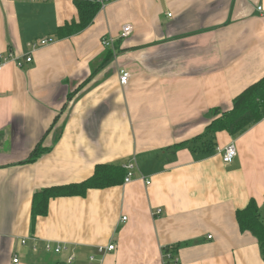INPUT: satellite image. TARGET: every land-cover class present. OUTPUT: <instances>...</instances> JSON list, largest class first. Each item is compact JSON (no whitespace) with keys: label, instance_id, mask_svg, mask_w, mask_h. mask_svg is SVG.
Segmentation results:
<instances>
[{"label":"crops","instance_id":"0c3cea01","mask_svg":"<svg viewBox=\"0 0 264 264\" xmlns=\"http://www.w3.org/2000/svg\"><path fill=\"white\" fill-rule=\"evenodd\" d=\"M104 1L58 39L78 18L74 0H0V57L24 60L49 40L0 71V264H264L237 219L255 199L264 222V118L217 132L212 150L194 142L211 110L264 76V0ZM232 142L226 164L216 148ZM40 143L49 150L29 161ZM134 159L130 182L52 197L33 217L37 192Z\"/></svg>","mask_w":264,"mask_h":264},{"label":"trees","instance_id":"16d2710c","mask_svg":"<svg viewBox=\"0 0 264 264\" xmlns=\"http://www.w3.org/2000/svg\"><path fill=\"white\" fill-rule=\"evenodd\" d=\"M74 3L78 9V18L57 28L55 36L58 39L72 36L87 28L102 8L101 3L96 0H74ZM207 116L211 121L205 132L194 138V142L208 145L206 147L208 150L215 148V137L219 131L226 130L233 137L244 133L264 118V76L235 96L231 109L214 108ZM185 143L181 142L174 146H181ZM48 150L42 146V143L38 144L29 161H36ZM126 173L123 165L97 164L94 173L80 182L53 185L37 192L34 195L32 215L34 218L46 215L49 200L52 197L84 196L91 188H105L123 183ZM237 219L243 231L249 230L259 239L264 252V222L261 218L260 207L255 199H251L244 209L237 212Z\"/></svg>","mask_w":264,"mask_h":264},{"label":"built area","instance_id":"2783aa9c","mask_svg":"<svg viewBox=\"0 0 264 264\" xmlns=\"http://www.w3.org/2000/svg\"><path fill=\"white\" fill-rule=\"evenodd\" d=\"M98 1L99 3H101L102 5V8L104 7L105 5V1L104 0H96ZM258 10L259 11H262L263 10V7L262 6H258ZM170 15V14H169ZM133 33V26L131 24H125L123 25L122 27V30H121V33H120V38H127L129 37L131 34ZM115 41V38L114 37H104L102 38V44L106 47H110L112 45V43ZM49 43V40L48 39H41L39 42H33L32 44V49L29 53H27L24 57V60L21 59L20 57H16L14 56L11 52H7L6 54L2 55L0 57V71L4 68V66L6 65V63L8 61H11L13 60L16 65L18 67H23V63L24 62H32L33 60V56L31 53L34 52V50H36L38 48L39 45H46ZM120 81L122 84H127L129 79H130V73L128 71H126L125 69H122L120 70ZM216 150L221 154V157H222V161L226 164L228 163H231L234 158L237 156V148H236V145L232 142L224 147H217ZM126 169V176H125V182H130L134 175H135V171L137 169V161L134 159V160H131L130 162H128L127 164L123 165ZM151 182L149 180H147V184H150ZM161 213V210H157L156 211V214H160ZM124 219H126V216L123 217ZM209 237H212L211 235H209ZM26 240H23V243H25ZM35 248V247H34ZM45 248L47 251H54V252H62L64 250V246H60V244H58L57 246H54L51 242L47 243L45 245ZM115 248V245L114 244H110L109 246L107 247H104V246H101L99 247L100 251H105V250H112ZM168 256L170 257L171 255L168 254ZM93 259V258H92ZM171 259L172 256H171ZM174 262H178V259L175 258L173 259ZM20 261V258L18 255H16L14 258H13V262L15 264H18Z\"/></svg>","mask_w":264,"mask_h":264},{"label":"rangeland","instance_id":"374dc122","mask_svg":"<svg viewBox=\"0 0 264 264\" xmlns=\"http://www.w3.org/2000/svg\"><path fill=\"white\" fill-rule=\"evenodd\" d=\"M105 6V5H104ZM102 9V8H101ZM128 24V23H127ZM130 24V23H129ZM125 25V24H124ZM132 25V24H131ZM123 27V26H122ZM135 171V170H134Z\"/></svg>","mask_w":264,"mask_h":264}]
</instances>
